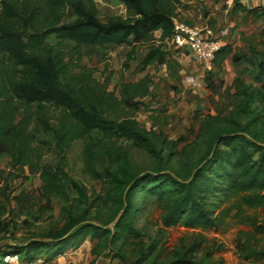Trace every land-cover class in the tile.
Segmentation results:
<instances>
[{
	"label": "trees",
	"instance_id": "1",
	"mask_svg": "<svg viewBox=\"0 0 264 264\" xmlns=\"http://www.w3.org/2000/svg\"><path fill=\"white\" fill-rule=\"evenodd\" d=\"M97 1L0 0V158H9V177L39 176L42 180L40 196L25 190L13 196L19 213H30L36 199L50 202L57 195L69 201L64 192L67 183L76 190L79 204L90 200L87 188L69 178L60 165L44 162V156L53 148L52 142L63 158L75 140L87 139V166L96 179L102 173L92 167L95 141L97 147L108 149L113 154L111 160L117 163L115 169L105 168V175L114 184L107 219L100 211L94 220L88 219V214L80 219L69 214V223L49 240L0 244V264H4L5 256L21 252L27 261L41 258L40 252L45 254V262L54 260L81 247L89 238L98 239L92 253L99 256L123 236L136 232L130 220L145 206L146 198H156L164 205L162 222L166 227L183 223L194 230H219L226 225L233 209L242 213L243 207L260 208L264 215V142L251 135L248 124L236 119L223 126L216 124L217 117L208 116L202 128L208 138L205 153L192 171L180 178L169 161L175 142L170 141L168 154H163L165 148L158 142L159 134L140 127L137 120L143 99L151 90L150 76L122 81L117 94L110 89L109 79L100 81L92 67L72 58L73 53L80 54L82 45H127L130 51L124 68L128 69L130 61L136 58L137 46L145 44L148 50L139 66L145 69L153 64L164 65L169 55L166 45L173 33V18L181 0H119L131 7L135 15H112L105 21L99 17ZM68 7L77 18L64 22ZM239 11L264 18L263 6L246 7L237 2L232 12ZM157 31H161L160 36H156ZM231 53L229 45L217 52V73L212 72L206 79L212 93L224 86L223 79L219 78V85L213 79L224 70V62ZM241 61L258 66L256 79L264 87V62H256L251 55L233 56L234 63ZM235 112L237 117L242 114L238 108ZM123 138L134 140L156 157L151 171L133 172L127 161L120 162L119 153L114 155L115 143ZM212 186L229 203L218 215L203 202ZM139 193L143 195L141 201ZM101 199L98 196L96 202ZM248 221L255 228L253 237L264 235V222L252 218ZM110 223L114 224L113 229ZM190 237L194 240L187 243L181 239L170 260L163 264H193V256L201 250L205 238L201 232ZM247 242L250 244V238ZM156 249L155 244L151 246V250ZM259 254L264 255V249Z\"/></svg>",
	"mask_w": 264,
	"mask_h": 264
},
{
	"label": "rangeland",
	"instance_id": "2",
	"mask_svg": "<svg viewBox=\"0 0 264 264\" xmlns=\"http://www.w3.org/2000/svg\"><path fill=\"white\" fill-rule=\"evenodd\" d=\"M121 4L119 0L97 1L99 17L105 21L112 15L127 16L128 13ZM177 14L188 20L181 12L177 11ZM76 18L72 8L68 7L64 22ZM246 20V24L243 22L241 26L235 25L232 32L234 35L237 32L242 42L245 39L246 43L249 41L250 47L246 48V53L256 59V62H264V24L253 18ZM208 25L212 27L210 22ZM241 27L244 28L243 31ZM51 41L55 42V39L52 38ZM239 46L243 51V45ZM166 48L169 51L167 62L162 66L155 64L145 69L152 79V86L149 95L143 99L144 105L137 113V120L140 127L159 134L158 142L163 143L165 148L163 154H168V143L175 142L169 161L177 176L186 177L204 155L208 138L207 132H203L202 128L206 126V119L210 115L217 117L215 122L221 125L233 124V120L240 119L243 125L248 124L252 136L264 142V87L256 79L259 75L256 64L241 61V68L219 72L213 79L214 83L219 85L221 78L224 86L217 93H212L207 87L206 79L216 71L214 64L213 68L203 75L201 86L195 88L183 85L182 81L187 84L188 75L191 74L175 57L177 50L169 42ZM146 49L148 48L145 44L137 46L136 58L130 61L128 69L124 68V62L130 49H121L117 45H82L80 54L73 53L72 58L80 60L82 65L92 67L94 76L100 81L109 79L110 89L118 94L122 81L140 79L143 69L139 63ZM68 52L71 56V52ZM237 108L242 111L238 117L235 112ZM99 138L101 139L100 136ZM88 142L85 138L75 140L63 158L57 153L52 142L53 148L44 156L46 164L60 165L69 178L87 188L90 200L85 205L79 204L76 190L67 183L64 192L69 196V201L57 195H53L50 202L36 199L30 213L20 214L13 196L21 190L40 196L42 180L39 176H31L28 179L9 177V158H0V244H7L8 241L26 244L35 239L49 240L69 223V214H73L76 219L88 214V219L94 220V215L100 211L104 219L108 218L112 205L110 193L114 192V184L105 175V168L115 169L117 163L111 160L113 154H110L108 149L97 147L95 141L92 167L100 171L102 177H93L91 169L87 166ZM115 148L114 155L117 157L119 153L120 162L127 161L133 172L151 171L156 164V157L134 140L123 138L115 143ZM98 196L103 199L96 202ZM142 196V193L138 194L139 201ZM203 202L214 215L220 214L229 204L223 201L221 192L213 186L205 194ZM236 212V209L231 211V215L226 218V225L219 230H194L185 227L183 223L166 227L162 222L164 205L156 198H146L145 206L130 220L136 232L128 237L123 236L116 245L111 244L96 260L98 264H152L154 261L156 264H163L170 260L173 248L181 243V239L187 243L191 242L194 238L190 236L199 232L205 239L201 250L193 256V264H246L251 257L260 259L253 251L259 246L264 249V235L252 236L255 228L248 218L257 219L259 223L264 222L262 210L243 207L242 213ZM121 213L122 210L114 221ZM109 226L114 228L112 223ZM249 238L250 244L247 242ZM95 242H98L97 238L87 239L84 248ZM154 244L157 246L156 251L151 250ZM252 245L256 246V249ZM20 255L24 257L23 252ZM39 256L44 259L45 254L40 252Z\"/></svg>",
	"mask_w": 264,
	"mask_h": 264
},
{
	"label": "crops",
	"instance_id": "3",
	"mask_svg": "<svg viewBox=\"0 0 264 264\" xmlns=\"http://www.w3.org/2000/svg\"><path fill=\"white\" fill-rule=\"evenodd\" d=\"M237 2L246 7H254V6L264 7V0H182L177 10L178 12H181V14H183L188 19L187 21L192 24L205 26L208 25V23L210 22L212 24V28L214 29L216 36L221 37L223 45L231 46L232 53L226 58L224 62L225 71H229L230 68L238 69L242 67V65H239V63L237 64L233 62V56L235 54L249 56V53H246V48L249 49L250 47L249 41L247 40L246 43L245 42L246 39H245L242 42L240 38L241 36L238 35L237 32L234 35V33L232 32L234 26L238 24L241 26V24L243 25V22L246 24L248 21L246 20L247 18H253L259 20L261 21L260 22L261 24H264V18H256V17L248 16L243 11H239L236 14H233L232 9ZM121 5L125 7L126 12L128 13L127 16H123V17L135 15L131 7L123 3ZM242 29L244 28L241 27V31H243ZM156 34L157 36H160L161 31H157ZM108 45H115V44H108ZM239 45H243V51L240 50ZM117 46L121 49H123L124 47L130 49V47L127 45H117ZM147 50L148 49H146V52ZM176 50L177 51H175L174 53L175 57H177V59L182 62V66L187 68V71L191 74L188 75V77L199 76L203 83L204 81L203 75L206 74V72L209 71V69H207L203 63L196 61L190 51L178 50V49ZM142 69L143 70L140 79L148 74L147 71L145 70L147 69V67L145 69L144 68ZM140 79H137L136 81ZM182 82L183 85H188L195 88L202 85L201 84L198 86H193L188 81H186L187 84L185 83L184 80ZM90 239L92 238H89V240ZM96 243L97 242L91 244V246L88 248H84V244H83L81 247L71 250L66 254H64L63 256H60L54 260L44 262L43 264H90L92 260L94 259L96 260L97 258V255H94L92 253V249L96 245ZM254 249H256V247ZM260 250H262L261 246L257 247V249L253 251L254 254H257L258 257H260V259L251 257L249 258V260L246 261V264H263L264 255L259 254ZM95 264H98V260L95 261ZM234 264H237V262H234Z\"/></svg>",
	"mask_w": 264,
	"mask_h": 264
},
{
	"label": "built area",
	"instance_id": "4",
	"mask_svg": "<svg viewBox=\"0 0 264 264\" xmlns=\"http://www.w3.org/2000/svg\"><path fill=\"white\" fill-rule=\"evenodd\" d=\"M173 24V33L168 42L178 50H186V46H190L189 51L194 59L211 70L217 52L223 46L214 29L209 25L192 24L178 14L173 18ZM187 81L193 86L202 84L199 76H190ZM44 262L43 258L27 261L18 253L4 257V264H43Z\"/></svg>",
	"mask_w": 264,
	"mask_h": 264
},
{
	"label": "water",
	"instance_id": "5",
	"mask_svg": "<svg viewBox=\"0 0 264 264\" xmlns=\"http://www.w3.org/2000/svg\"><path fill=\"white\" fill-rule=\"evenodd\" d=\"M186 50L189 51L190 50V46H186Z\"/></svg>",
	"mask_w": 264,
	"mask_h": 264
}]
</instances>
